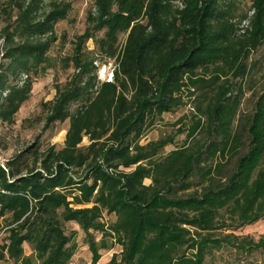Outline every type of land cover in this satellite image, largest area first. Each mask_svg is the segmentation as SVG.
Listing matches in <instances>:
<instances>
[{
  "label": "trees",
  "instance_id": "trees-1",
  "mask_svg": "<svg viewBox=\"0 0 264 264\" xmlns=\"http://www.w3.org/2000/svg\"><path fill=\"white\" fill-rule=\"evenodd\" d=\"M0 10V122L11 125L30 96L31 77L49 66L55 26L71 3L0 0ZM251 11L250 29L240 34L248 16L236 23L232 6L221 0H93L87 26L63 62L76 73L46 104L44 130L69 123L63 146L33 145L0 165V261L71 264L74 232L67 223L83 232L91 264L98 263L100 250L115 246L120 252L108 264H204L206 253L223 245L264 252V236L211 235L222 210L239 228L264 220V107L248 126L246 153H238L231 133L240 104L232 94L237 79L249 54L264 45V0H254ZM120 34L126 35L121 50ZM90 40L97 58L86 50ZM96 59L113 61L110 82L98 80ZM229 72L235 81L218 85ZM197 91L205 98L211 93L197 107L207 144L186 143L164 157L171 138L140 144L163 115L182 105L183 92ZM203 123L194 122L186 139ZM85 138L89 144L82 146ZM229 156H238L229 176L201 192L173 196L175 185L189 189L203 163ZM104 215L115 221L105 224Z\"/></svg>",
  "mask_w": 264,
  "mask_h": 264
},
{
  "label": "rangeland",
  "instance_id": "rangeland-1",
  "mask_svg": "<svg viewBox=\"0 0 264 264\" xmlns=\"http://www.w3.org/2000/svg\"><path fill=\"white\" fill-rule=\"evenodd\" d=\"M71 3V11L67 18L55 26L57 42L51 46L48 53L49 66L44 73L36 77H31L32 89L28 100L21 106L19 113L15 116L11 125L0 122V158L8 160L18 152L30 146H39L45 150L49 146L60 149L63 146L65 134L68 129V121L62 124H54L49 129L44 130L45 116L47 114L46 104L52 101L56 94V89L64 86L76 73L72 64L65 67L64 59L72 55L73 43L77 36H80L87 26L86 17L89 11L93 10V0H68ZM224 4L232 6L233 15L240 22L243 17L251 11L254 0H221ZM177 4V3H176ZM2 10H0V20H3ZM3 22L0 23V27ZM101 34L97 35L100 38ZM126 39L125 34H120L118 38V49L121 50ZM3 48V41L0 39V50ZM86 50L91 52L90 57L97 58V51L93 41H88ZM97 60V59H96ZM98 67L97 78L101 82L112 80L114 63L108 59H100L94 63ZM246 71L243 76L237 79V85L233 91V96H240V104L236 117L231 127V133L238 138V153L244 154L249 148L250 138L248 129L250 121L258 107H264V45L251 52L245 61ZM233 73L223 75L218 83L226 81L234 82ZM23 80V78H21ZM16 82L11 78L8 85ZM19 83V82H18ZM17 83V84H18ZM241 88V92L239 91ZM185 92V91H184ZM183 92L182 105L174 113L165 114L157 121L144 138L141 145L148 142L157 141L160 138H171L173 143L164 148L162 156H167L174 150L181 148L184 144L194 146L196 144H207L209 139L204 131L205 119L197 111V107L207 103L202 91H197L190 96ZM74 108V107H73ZM72 108V109H73ZM201 120L203 127L197 131L190 139H186V132L194 122ZM88 140L85 138L82 146H87ZM237 157L229 156L226 160L216 158L213 162L203 163L201 169L195 171L189 181V189L182 190L180 185L174 186L173 196L184 197L187 194L201 192L205 187L215 185L217 180L230 175ZM217 164H221L220 172L216 171ZM215 167L212 176H205L208 167ZM151 184L150 180L144 182ZM115 221L114 216L104 215L102 222L110 224ZM234 218L227 210L219 212L216 218L218 230L211 233L213 238H222L225 234H234L240 238L257 241L264 236V220L239 228ZM4 223L0 220V241L3 238ZM67 230L74 232L73 244L75 254L71 264H91V254L85 243V236L79 227L73 223L65 224ZM99 240V236H96ZM25 254L29 255L30 250L24 247ZM120 252V248L115 246L112 250H100V259L97 264H108L113 254ZM0 264H12L9 261H0ZM204 264H264V252H243L223 245L220 249H212L206 253Z\"/></svg>",
  "mask_w": 264,
  "mask_h": 264
},
{
  "label": "built area",
  "instance_id": "built-area-1",
  "mask_svg": "<svg viewBox=\"0 0 264 264\" xmlns=\"http://www.w3.org/2000/svg\"><path fill=\"white\" fill-rule=\"evenodd\" d=\"M252 15V11L248 13L247 19L243 20L239 26V33L243 34L246 29H250V17ZM0 165L3 167V159L0 158Z\"/></svg>",
  "mask_w": 264,
  "mask_h": 264
}]
</instances>
